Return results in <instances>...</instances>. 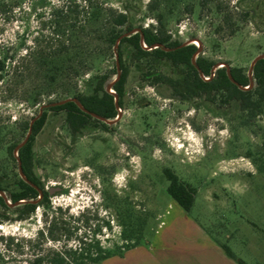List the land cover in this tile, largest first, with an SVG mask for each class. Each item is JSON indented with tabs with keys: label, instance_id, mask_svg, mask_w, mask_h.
Listing matches in <instances>:
<instances>
[{
	"label": "rangeland",
	"instance_id": "rangeland-1",
	"mask_svg": "<svg viewBox=\"0 0 264 264\" xmlns=\"http://www.w3.org/2000/svg\"><path fill=\"white\" fill-rule=\"evenodd\" d=\"M219 1L231 4L224 22L212 4L201 12L198 0H0L4 185L20 176L8 148L26 138L25 124L111 69L117 50L107 48V33L116 12L126 11L134 30L160 26L183 44L198 41L205 58L252 78V62L264 54V0ZM122 50L130 70L124 106L107 131L87 128L73 143L64 115L46 111L33 148L35 173L46 191L55 189L50 207L24 222L0 207V264L26 260L3 251L8 236H33L54 223L69 228L72 240L86 237L117 254L152 237L169 204L168 214L197 218L238 259L264 264V110L249 116L236 100L221 103L220 94L214 102L178 101L166 86L141 80L152 68L176 77L167 61L134 62L131 49ZM52 60L85 61L92 69L82 76L64 71L50 84L42 62ZM166 169L195 189L188 212L167 194Z\"/></svg>",
	"mask_w": 264,
	"mask_h": 264
},
{
	"label": "trees",
	"instance_id": "trees-1",
	"mask_svg": "<svg viewBox=\"0 0 264 264\" xmlns=\"http://www.w3.org/2000/svg\"><path fill=\"white\" fill-rule=\"evenodd\" d=\"M211 4L217 13L223 15L224 22L226 9H229L231 4L219 0H198L197 5L201 12H204L211 10ZM110 16L113 18L111 21L113 28L107 33V48L116 47L117 60L115 57L110 70L89 76L84 81V91L73 93L72 98L82 108L73 99L49 106L33 121L31 127L30 123L25 124L26 133L29 128L31 129L25 143L17 150L21 142L8 148L10 158L17 162V168H21L24 176V178L17 176L14 184L10 186L4 185L3 180L0 179V192L6 197L5 199L0 195V207L13 212L14 221H27L35 214L36 208L50 207V194L44 189L43 183L35 173L33 148L34 139L45 123L46 111L64 115V121L74 143L87 128L107 131V123L93 115L113 120L119 114L118 109L123 108L130 71L122 50L124 45L131 49V58L134 62L148 59L155 66L162 61L169 63L176 71V77L166 76L156 68H152L141 73V80L166 86L170 89L171 98L188 102L203 96L206 100L214 102L216 95L220 94L221 103L236 100L240 103L241 111L249 116L264 110V58L254 63L250 78L243 68L214 67L217 62L205 58L194 44L184 45L180 40L172 39L161 30L160 26L155 28L138 26L136 28L138 32L131 33L134 26L130 23L126 11L116 12ZM234 31L232 30L231 34ZM92 51L88 50L90 54L93 53ZM42 65L45 67V77L50 84H54L60 73L64 71L70 75L82 76L92 69V64L85 61L65 63L52 60L42 62ZM3 68V63L0 62V72ZM213 69L215 71L212 76ZM108 87L113 94L108 92ZM14 150L17 157L14 156ZM164 174L169 182L166 188L167 194L188 212L193 205L195 189L182 182L169 169H166ZM58 210L60 211V208ZM54 224H48L45 229L38 230L33 236L16 234L8 236L3 251L12 255H26L24 264H100L104 259L121 254L124 250L135 246L127 247L117 254L110 253L102 248L98 241L88 240L86 237H76L72 240L73 232L69 228L57 227ZM222 248L228 257L235 259L226 245H222ZM236 260L238 264H246L240 259Z\"/></svg>",
	"mask_w": 264,
	"mask_h": 264
},
{
	"label": "crops",
	"instance_id": "crops-1",
	"mask_svg": "<svg viewBox=\"0 0 264 264\" xmlns=\"http://www.w3.org/2000/svg\"><path fill=\"white\" fill-rule=\"evenodd\" d=\"M170 207L169 204L165 215L155 218L160 222L152 237L100 264H238L234 253L231 251L235 259L228 257L224 244L197 218L187 214L171 216Z\"/></svg>",
	"mask_w": 264,
	"mask_h": 264
},
{
	"label": "water",
	"instance_id": "water-1",
	"mask_svg": "<svg viewBox=\"0 0 264 264\" xmlns=\"http://www.w3.org/2000/svg\"><path fill=\"white\" fill-rule=\"evenodd\" d=\"M135 32H138V30H137V29H136V30H133L131 33H135ZM184 45H187V44H184ZM156 47H157V46H156ZM263 58H264V54L261 55V56H259V57H257V58L252 62L251 70H250L251 73H252V68H253V66H254V63H255L257 60H259V59H263ZM116 60H117V56H116ZM193 61H194V59H193ZM218 65H222L221 67H227V65H225L224 63H217L214 67H217ZM250 78H251V75H250ZM109 88H110V87H108L107 90H110ZM108 92H110V93L113 94V92H111V91H108ZM69 100H70V99L64 100V101L60 102L59 104L64 103V102L69 101ZM73 101H75V102L78 104V106H79L80 108H82V107L79 105V103H78L75 99H73ZM115 102H116V97H115ZM93 116L96 117V118H98V119H100V120H103V121L106 122V123H114V122H116V121L119 119V117H120V115L118 114L117 117H116L113 121H108V120H106V119H102V118L97 117V116H95V115H93ZM35 119H36V118H35ZM35 119H33V120L30 122V125H29L30 127H31V125H32V123H33V121H34ZM30 131H31V129L29 128V129H28V132H27V135H26V138L23 140V142H21V143L17 146L16 150H17L21 145H23V144L25 143V141L28 139V137H29V135H30ZM16 157H17V155H16ZM18 166H19V164H18ZM18 171H19V173H20V176H21L22 178H24V176H23V174H22V172H21V168H20V167H19ZM54 190H55V189L51 188V189L48 191V193L51 194ZM57 190L60 191L59 188H57ZM0 195L2 196V192H0Z\"/></svg>",
	"mask_w": 264,
	"mask_h": 264
},
{
	"label": "bare ground",
	"instance_id": "bare-ground-1",
	"mask_svg": "<svg viewBox=\"0 0 264 264\" xmlns=\"http://www.w3.org/2000/svg\"><path fill=\"white\" fill-rule=\"evenodd\" d=\"M197 42H198V41H192L193 44H197ZM220 66H222V65H218L217 68H219ZM109 91L112 92V90H109ZM113 120H114V119H113ZM113 120H108V121H113Z\"/></svg>",
	"mask_w": 264,
	"mask_h": 264
},
{
	"label": "built area",
	"instance_id": "built-area-1",
	"mask_svg": "<svg viewBox=\"0 0 264 264\" xmlns=\"http://www.w3.org/2000/svg\"><path fill=\"white\" fill-rule=\"evenodd\" d=\"M214 71H215V69L212 70V76L214 75ZM204 78H205V77H204ZM205 79H207V78H205Z\"/></svg>",
	"mask_w": 264,
	"mask_h": 264
}]
</instances>
